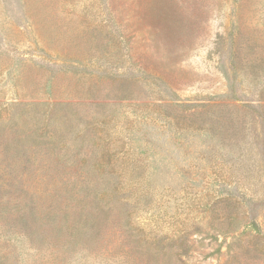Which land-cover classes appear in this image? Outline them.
<instances>
[{"label": "rangeland", "instance_id": "1", "mask_svg": "<svg viewBox=\"0 0 264 264\" xmlns=\"http://www.w3.org/2000/svg\"><path fill=\"white\" fill-rule=\"evenodd\" d=\"M0 166V264H264V0H0Z\"/></svg>", "mask_w": 264, "mask_h": 264}, {"label": "trees", "instance_id": "2", "mask_svg": "<svg viewBox=\"0 0 264 264\" xmlns=\"http://www.w3.org/2000/svg\"><path fill=\"white\" fill-rule=\"evenodd\" d=\"M78 168L86 175V178H85L86 180H84V179L80 180L81 175L78 176V178H73V179H71L69 177L68 180H70V181H68V182L63 181L62 184L65 185L66 187L68 185L70 186L69 190L72 192L71 196H68V198L65 199L64 196L62 195V193L59 191L58 197H60L59 198L60 204L62 202V205H63L64 201H65L64 208H66V209L81 208V212H80L81 220H79V222H74L72 224H69L68 212L65 213L61 217L59 215H57L56 213L54 214V216H55V220L57 222H59V224L56 226L57 231L61 232V230L63 228H65L74 238L80 239V238L86 237L89 234V229L91 230L93 228L91 224L98 221V219L100 217V213L102 212V211H98L90 219H88V218L83 219L82 212L84 210H86L88 207L89 198H90L89 195L95 194V195H100V197L101 196L102 197L107 196L108 199H112L113 197H116L118 195L119 189H120L119 187L122 188V186H121L122 183H121V180H117V181L107 180L106 182H101L100 183L101 186H97L96 184L93 183V181L91 179H88L89 175L91 174V171H95V170L96 171L97 170L105 171L107 168H109L110 170L108 172H110V173L115 172L116 173V170L113 169L114 167L111 168L108 165H101V166H94V167L83 165V166L78 167ZM78 168H77V171H71V170L67 169V166H64L61 168L60 167L56 168L54 170H56L57 172H60L62 169L66 173H71V175H77L78 174ZM139 168H138V170L136 169L135 175L138 176L136 178H140L139 174L141 172L139 173ZM17 169L18 168H16V167L15 168L14 167L8 168V167H1L0 166V171H2V172L9 171L8 173H4V174L0 173V180H3V181H0V191L3 189V184L6 183L5 178L8 175H10V178H14V179L19 177V173L17 172ZM111 184H112V186H111ZM7 186H8V184H7ZM69 198L73 202L72 204H70L68 202ZM63 199H64V201H63ZM10 201H14V204H13L14 206L12 205L10 208L11 210L14 211V214H15V212H20L18 219L22 218V219L28 220L29 218L26 216V212L24 211V206L21 203L19 197L9 198L8 200H5V198L1 194L0 195V209H6V206H8V203ZM102 201H104V198L99 199L97 201V204L95 202V205L93 206V208L94 209L95 208H103L100 206V202H102ZM100 210H102V209H100ZM234 219H236V217H234ZM36 220H42V219H39V216H37L34 219V221H36ZM247 225L250 226L255 231H260V226L254 220H252V222H249ZM234 228H235L234 230H237L238 227L235 226ZM93 231H96V228H94ZM100 232H101V230L99 229L96 234L99 235ZM127 239H128L129 246L135 248L136 245L134 244V242L137 241L140 243V241H142L144 238L142 236L138 235L137 240H136L135 236L131 235V238H127ZM164 241H165V239L154 238V240H153L154 247L149 246V247L142 248V247L138 246L137 249L135 248L136 249L135 251L140 255V253H141L140 249H144L142 254L153 259L157 255L156 254L157 249H159V252L162 250V248L160 246L164 243ZM130 243H132V244L130 245ZM132 245H134V246H132Z\"/></svg>", "mask_w": 264, "mask_h": 264}]
</instances>
